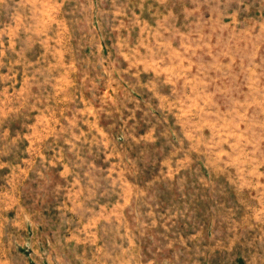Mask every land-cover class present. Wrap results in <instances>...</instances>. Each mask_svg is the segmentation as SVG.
<instances>
[{
	"label": "rangeland",
	"instance_id": "1",
	"mask_svg": "<svg viewBox=\"0 0 264 264\" xmlns=\"http://www.w3.org/2000/svg\"><path fill=\"white\" fill-rule=\"evenodd\" d=\"M0 264H264V0H0Z\"/></svg>",
	"mask_w": 264,
	"mask_h": 264
}]
</instances>
